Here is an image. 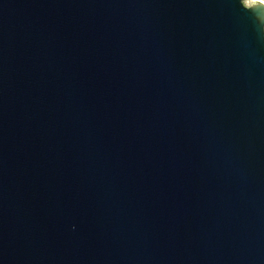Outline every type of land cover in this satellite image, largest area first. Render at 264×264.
Listing matches in <instances>:
<instances>
[{
	"label": "water",
	"instance_id": "1",
	"mask_svg": "<svg viewBox=\"0 0 264 264\" xmlns=\"http://www.w3.org/2000/svg\"><path fill=\"white\" fill-rule=\"evenodd\" d=\"M0 264H264V2L0 0Z\"/></svg>",
	"mask_w": 264,
	"mask_h": 264
},
{
	"label": "snow or ice",
	"instance_id": "2",
	"mask_svg": "<svg viewBox=\"0 0 264 264\" xmlns=\"http://www.w3.org/2000/svg\"><path fill=\"white\" fill-rule=\"evenodd\" d=\"M246 2H248V0H246ZM252 3L255 2V0H251ZM260 2H264V0H260Z\"/></svg>",
	"mask_w": 264,
	"mask_h": 264
}]
</instances>
